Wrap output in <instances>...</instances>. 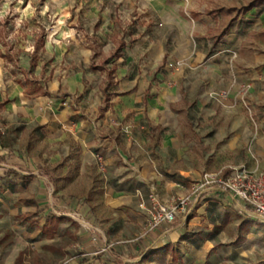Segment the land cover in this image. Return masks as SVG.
<instances>
[{
    "label": "crops",
    "instance_id": "crops-1",
    "mask_svg": "<svg viewBox=\"0 0 264 264\" xmlns=\"http://www.w3.org/2000/svg\"><path fill=\"white\" fill-rule=\"evenodd\" d=\"M149 3L146 8L144 0L9 1L25 20L33 17L34 22V12L51 17L50 31L43 25L35 38L43 33V51L55 60L63 58L59 65L70 73L59 80L49 74L52 85L34 96L0 74V264H19L27 243L23 234L49 233L43 231L46 221L26 228L17 216L43 212L41 198L47 196L49 203L46 194L53 192L69 138L82 151L101 155L107 204L116 215H136L141 226L138 236L110 247L105 235L96 238L81 229L90 257L77 254L69 264H264L263 232L253 228L250 209L225 193H203L187 215L155 226L139 207L140 201L147 205L152 189L163 202L190 194L203 171L264 166V110L254 130L246 113L248 104L264 103V54L241 49L250 31H264V4L256 3L236 18L226 19L228 11L213 18L177 15L181 26L176 27L186 33L177 48L153 42L145 30L128 36L132 19H146L149 11L164 13L165 21L171 17L174 6L165 0ZM77 21L99 22L105 29L76 30ZM118 26L124 30L120 34ZM93 33L107 42L101 51L89 44ZM91 65L114 69L107 103L102 101L106 71ZM14 125L39 127L48 152H33L31 135L17 148L2 140L13 132L16 140L23 135ZM69 198L51 196L57 206ZM104 246L108 249L95 253Z\"/></svg>",
    "mask_w": 264,
    "mask_h": 264
},
{
    "label": "rangeland",
    "instance_id": "rangeland-1",
    "mask_svg": "<svg viewBox=\"0 0 264 264\" xmlns=\"http://www.w3.org/2000/svg\"><path fill=\"white\" fill-rule=\"evenodd\" d=\"M9 1L0 0V74L7 80L21 82L25 93L31 96L41 94L48 90V86L52 85V81L49 80L51 79L49 74H54V77H57L59 80L62 76L70 73V70L62 71V69L66 68L61 64L59 65V62H63V58L55 60L53 55L43 51L45 38L42 47L31 58L30 50L33 39L43 29V25L46 32L50 31L51 17H47L42 12H34L33 16H36L34 22L33 17H31V20H25L20 17V8L11 6ZM252 1L255 0H165L166 3L174 6L168 14L171 16L168 21H165L163 18L164 13L163 15H158L149 11L146 19H132V27H128L129 30L127 29L126 31H128L129 36L132 30L137 34L145 30L153 42L161 44L160 42L163 41L165 47L168 44L170 47L181 48L183 37L186 36V33L179 32V29L176 27L181 26L176 18L177 15L186 19L201 14L213 18L228 11L230 15H227L226 19L229 16L236 18L241 13L243 6ZM144 2H146V8L150 6L149 0H144ZM256 3L264 4V0H256ZM150 10L152 11V9ZM135 12L134 9L132 14ZM73 26L76 30L85 27L94 31L105 29L104 24L101 25L99 22L87 24L77 21L73 23ZM116 31L117 34H120L119 31L124 30L118 26ZM92 40V43L89 44L96 52L101 51L102 47L107 45V42L99 34L94 35L93 33ZM126 40H128V37ZM122 42L124 43L125 41ZM81 44L82 42H79L77 48L81 47ZM241 49L244 52L254 51L257 54H264V31H250L247 39L242 42ZM95 56L96 60H101V56L99 57L97 53ZM36 66H41L42 68L39 69ZM22 68L30 70L32 74V77L29 76L30 82L24 79L21 72ZM95 79L98 80L99 77L96 76ZM84 81L88 82L85 79ZM61 88L59 86L57 92H60ZM79 101L80 104L86 105L85 101ZM253 105V107H250V104H248L247 106L250 108V111L246 110L251 130H254L258 123L259 112L264 110V103ZM14 126L15 131H20L23 137L18 136L19 140H16V133L13 132L8 137L4 136L2 140L12 142L10 143L11 146L17 148V146L22 144V139L25 140L27 135H31L33 138V143H31L32 151L39 152L42 150L48 152L47 141L43 139L44 136H42L39 127L33 125H30L29 128H26L24 125ZM253 137L254 134L250 136V139ZM68 141L70 142L68 155L62 162H59L57 179L52 184V194H69L70 198L68 202L65 206L54 205L51 200L52 194L49 195L47 193L49 203L45 202L46 196V198H41V201L44 203L39 205L43 212H34L33 215L29 213L25 216H21L20 214L17 216V222L23 220L26 228H30L31 226H36L39 222L45 223L47 214H56L55 211L60 212V214L62 212L68 214H65V218L57 223L52 232H40L33 238H29L23 234V238L27 243L23 245L19 253V264H69L70 259L74 258L77 254L81 258H89V254H86L83 247L82 239L85 238L80 236L81 229H85L86 232H89L91 236L94 235L96 238H101L102 234L105 235L109 247L115 244L116 241L134 238L140 233L139 229L141 226L136 220V215H116L112 212L109 204H107L103 195L105 177H103V173L100 170L101 166L105 169V165L103 163L97 164L93 156V154L99 153L94 150L82 151L75 140L69 138ZM104 174L107 177L106 170H104ZM76 204H79L80 208H77ZM251 223L253 224V228H257L263 232L262 236L264 239V223L257 219L252 220ZM32 240L39 242L32 246L29 244Z\"/></svg>",
    "mask_w": 264,
    "mask_h": 264
},
{
    "label": "built area",
    "instance_id": "built-area-1",
    "mask_svg": "<svg viewBox=\"0 0 264 264\" xmlns=\"http://www.w3.org/2000/svg\"><path fill=\"white\" fill-rule=\"evenodd\" d=\"M2 131V128H0ZM97 164L102 163L99 154H93ZM100 170L104 174V167ZM191 193L178 196L170 202H163L153 189L148 194V203L140 201L139 207L146 210L151 225L171 222L178 216L187 215L199 195L210 191H220L227 194L235 202L250 209L253 218L264 223V166L249 169L245 165L231 168L229 171H203L192 183ZM104 246L95 253L107 250Z\"/></svg>",
    "mask_w": 264,
    "mask_h": 264
},
{
    "label": "trees",
    "instance_id": "trees-1",
    "mask_svg": "<svg viewBox=\"0 0 264 264\" xmlns=\"http://www.w3.org/2000/svg\"><path fill=\"white\" fill-rule=\"evenodd\" d=\"M255 1L250 2L249 4L243 6L242 11H247L248 9H250L252 6L255 5ZM42 42H43V33L40 34L38 37L35 38L34 43H33V51L31 53V58L34 57L36 55V53L38 52V50L41 48L42 46ZM107 63V62H104ZM91 68L93 69H100V70H105L106 71V76H105V87L103 89V103H107L109 100V95L110 93L107 92V88L112 85L113 82V72L114 69L113 68H106L104 65H91ZM21 72L23 73V77L26 81H31V79L29 78V75L31 74L30 70H24L21 69ZM32 77V76H31ZM21 86H23V84L21 82H18ZM102 109V108H101ZM64 219L63 216H55L54 214H49L47 216L46 219V223L44 225L43 231H52L54 229V227L57 225V223Z\"/></svg>",
    "mask_w": 264,
    "mask_h": 264
}]
</instances>
